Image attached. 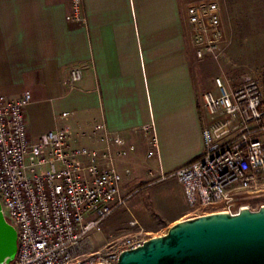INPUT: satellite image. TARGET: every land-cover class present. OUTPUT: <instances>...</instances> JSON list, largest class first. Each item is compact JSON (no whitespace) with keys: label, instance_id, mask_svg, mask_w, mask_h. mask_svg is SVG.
Wrapping results in <instances>:
<instances>
[{"label":"crops","instance_id":"0c3cea01","mask_svg":"<svg viewBox=\"0 0 264 264\" xmlns=\"http://www.w3.org/2000/svg\"><path fill=\"white\" fill-rule=\"evenodd\" d=\"M81 1L85 24L66 19L72 0H0V94L30 92L24 112L31 140L61 127L62 112L71 113L67 124L77 145L93 144L87 136L103 122L134 146L117 159L118 172L132 175L130 167L139 162L138 177L154 189L170 179L164 175L202 154V130L213 118L201 95L214 88L215 78L196 72L202 59L194 55L180 0ZM256 10L250 17L259 16ZM74 68L81 78L71 82ZM144 128L156 138L151 157ZM142 159L148 164L141 166ZM176 187L182 206L167 230L187 218ZM106 227L114 230L112 219Z\"/></svg>","mask_w":264,"mask_h":264},{"label":"built area","instance_id":"2783aa9c","mask_svg":"<svg viewBox=\"0 0 264 264\" xmlns=\"http://www.w3.org/2000/svg\"><path fill=\"white\" fill-rule=\"evenodd\" d=\"M185 10L195 57L218 59L223 44L218 4L200 2ZM66 19L86 23L81 0H72ZM80 78V69H72L71 82ZM30 102L29 91L17 98L0 94V205L17 233V252L9 264H115L122 251L148 239L140 231L92 250L93 235L127 198L116 161L134 146L103 122L92 125L87 137L93 144L77 145L67 124L70 112L59 114L61 127L31 140L24 112ZM201 106L213 118L202 130V154L162 178L180 184L195 216L209 207L232 215L264 207L260 81L246 76L241 85L228 88L226 80L216 77L214 88L201 95ZM144 131L151 157L157 150L154 130Z\"/></svg>","mask_w":264,"mask_h":264},{"label":"rangeland","instance_id":"374dc122","mask_svg":"<svg viewBox=\"0 0 264 264\" xmlns=\"http://www.w3.org/2000/svg\"><path fill=\"white\" fill-rule=\"evenodd\" d=\"M210 1L217 3L221 11L222 51L218 59L205 57L197 61V74L201 73L203 79L211 81L216 76H223L228 88L241 85L246 76H253L261 83L264 71V0H180L185 7ZM251 8L257 9L259 16L250 17ZM138 163L134 162L130 167L132 175L124 176L122 195L127 198L105 220L102 231L93 235L92 250L140 231L147 238L161 236L167 232L168 219L181 208L176 192L177 181L170 178L154 189H147L149 182L138 177V168H142ZM141 163L148 164L143 159ZM248 201L254 202L251 198ZM212 210L215 209L209 207L202 212ZM192 216L195 215L186 205L185 217ZM109 219L113 221L114 230L106 227Z\"/></svg>","mask_w":264,"mask_h":264},{"label":"water","instance_id":"95a60500","mask_svg":"<svg viewBox=\"0 0 264 264\" xmlns=\"http://www.w3.org/2000/svg\"><path fill=\"white\" fill-rule=\"evenodd\" d=\"M16 252L17 233L0 205V264L11 263ZM115 264H264V207L180 220L165 234L122 251Z\"/></svg>","mask_w":264,"mask_h":264},{"label":"trees","instance_id":"16d2710c","mask_svg":"<svg viewBox=\"0 0 264 264\" xmlns=\"http://www.w3.org/2000/svg\"><path fill=\"white\" fill-rule=\"evenodd\" d=\"M261 85H262V89H263V93H264V71L261 74Z\"/></svg>","mask_w":264,"mask_h":264}]
</instances>
